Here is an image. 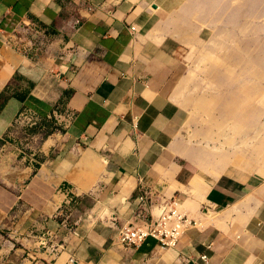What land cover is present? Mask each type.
<instances>
[{"label": "crops", "instance_id": "1", "mask_svg": "<svg viewBox=\"0 0 264 264\" xmlns=\"http://www.w3.org/2000/svg\"><path fill=\"white\" fill-rule=\"evenodd\" d=\"M165 8L0 0V164L25 120L32 141L26 178L0 181V264H264V178L212 177L183 154L200 165L180 137L186 61L170 29L182 26ZM143 186L196 220L172 249L119 239Z\"/></svg>", "mask_w": 264, "mask_h": 264}, {"label": "rangeland", "instance_id": "2", "mask_svg": "<svg viewBox=\"0 0 264 264\" xmlns=\"http://www.w3.org/2000/svg\"><path fill=\"white\" fill-rule=\"evenodd\" d=\"M161 1L166 7L165 13L171 16L172 21L177 15L176 19L180 21L187 35L182 38L174 25L170 29V33L177 39L186 61L185 75L176 87L178 102L183 111L181 139L187 142L188 147L191 148L209 149L227 154L239 145L245 148L251 147L258 139L264 137V93L255 95V102L261 111L257 115V126L251 129L245 141L232 132L229 120L224 122L223 127L210 125L207 129L210 124L208 115L197 112L191 102L184 101V97L189 95L195 98L206 95L222 98L228 95L230 85L227 82L220 83L218 76L224 73L226 64L232 63L228 53L234 43L231 37L233 34L236 35L235 39H248L257 43L263 48L264 56V0ZM209 54L211 57H207ZM220 58L224 59V62H219ZM244 78V80H249V77L245 76ZM253 81H258L264 86V80L260 78L254 77ZM212 114L215 116L224 115L218 109H214ZM28 128L27 121H23L20 135L16 140L17 144L13 140L12 144L2 151L12 157L14 152L11 150H16L14 149L16 146L18 148L13 161L9 160L8 162L7 159V162L0 164V181L21 182L29 174V168L26 167L32 141L31 134H27ZM59 129L60 126L56 119L47 122L45 128L39 130L41 133L38 139L39 145L44 139L53 138ZM183 154L193 161L198 172L212 176L187 152ZM225 163L226 169L219 175L246 176L252 174L264 178V154L254 162L227 159Z\"/></svg>", "mask_w": 264, "mask_h": 264}, {"label": "bare ground", "instance_id": "3", "mask_svg": "<svg viewBox=\"0 0 264 264\" xmlns=\"http://www.w3.org/2000/svg\"><path fill=\"white\" fill-rule=\"evenodd\" d=\"M177 25L176 28L180 36L182 38L187 36L186 31L180 27L179 23ZM228 32L232 34L231 31L228 30ZM231 37L234 43L228 55L231 57L232 63L226 64L224 66V73L218 76L220 77V83L227 82L230 85L228 95L222 98L206 95L192 98L186 95L184 101L188 103L191 102L197 112L208 115L210 124L207 129L210 125H216L219 128L223 127L224 122L229 120L231 121L230 127L232 132L245 141L251 129L257 126V115L258 112L261 111L260 107L255 102V95L261 92L264 93V86L258 81H253V79L255 77L264 80L263 48L248 39H235L234 37H236V35L234 34ZM207 57H211V55L209 54ZM219 62H224V59L220 58ZM245 76L247 78L249 77V80H244ZM217 103L218 106H216ZM214 109L222 111L224 115H213L212 112ZM50 140H52V138H50L48 142ZM263 148L264 137L258 139L251 147L247 146L245 148L239 145L229 154L225 152L219 153V151H211L209 149H199L195 152V155L198 160H201L200 166L210 171L212 177H214L226 167L225 162H227V159L254 162L264 154ZM120 194L122 193L120 192ZM125 195L126 194H124V196ZM115 202L117 201L115 200Z\"/></svg>", "mask_w": 264, "mask_h": 264}, {"label": "built area", "instance_id": "4", "mask_svg": "<svg viewBox=\"0 0 264 264\" xmlns=\"http://www.w3.org/2000/svg\"><path fill=\"white\" fill-rule=\"evenodd\" d=\"M135 29V26H131ZM153 188L140 187L136 195L138 207L135 221L127 222L119 228V239L125 245H136L151 236L167 249L175 247L179 237L186 229L195 224L196 220L182 210L176 194L160 195ZM140 220V221H138ZM206 260V255L201 256Z\"/></svg>", "mask_w": 264, "mask_h": 264}]
</instances>
